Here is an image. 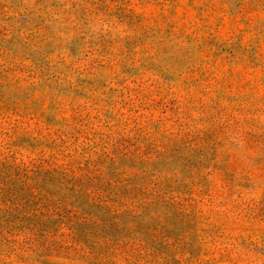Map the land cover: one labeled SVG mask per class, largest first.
<instances>
[{
    "label": "rangeland",
    "instance_id": "rangeland-1",
    "mask_svg": "<svg viewBox=\"0 0 264 264\" xmlns=\"http://www.w3.org/2000/svg\"><path fill=\"white\" fill-rule=\"evenodd\" d=\"M0 264H264V0H0Z\"/></svg>",
    "mask_w": 264,
    "mask_h": 264
}]
</instances>
